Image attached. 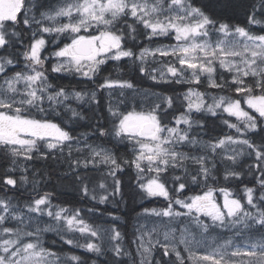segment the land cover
I'll return each instance as SVG.
<instances>
[{"label":"snow or ice","instance_id":"6c2138e0","mask_svg":"<svg viewBox=\"0 0 264 264\" xmlns=\"http://www.w3.org/2000/svg\"><path fill=\"white\" fill-rule=\"evenodd\" d=\"M232 7L243 10L242 24L213 18L194 0H0V264H89L46 246L49 232L86 254L110 251L113 264L129 255L115 211L53 203L42 187L52 176L35 166L42 161L66 164L58 180L117 211L121 176L135 169L138 194L164 205L137 213L157 221L136 229L139 264H264V0ZM124 60L158 85L186 90L149 93L119 66L116 78L101 75ZM52 73L94 88L53 84ZM104 93L106 116L96 111ZM141 93L154 99L138 105ZM81 121L92 131L74 135ZM91 136L103 143H88ZM90 172L99 173L94 181ZM97 213L111 223H89L86 214ZM217 229L231 235L221 239Z\"/></svg>","mask_w":264,"mask_h":264},{"label":"trees","instance_id":"16d2710c","mask_svg":"<svg viewBox=\"0 0 264 264\" xmlns=\"http://www.w3.org/2000/svg\"><path fill=\"white\" fill-rule=\"evenodd\" d=\"M49 3H56V0H47ZM195 3H197L200 6H205V11L208 12L209 15L213 16V18L221 19L230 23H236V24H242L244 21V13L243 10L240 8H234L232 7V4L236 3L237 0H194ZM167 38H159L155 41V43H165ZM135 43H139L141 46L147 43L146 40H144V37L138 36V39ZM129 46H133L132 43H129ZM121 67L124 69V72L122 73L123 78L125 79H131L135 84L138 85V87L142 90H147L149 93H163L166 92L168 94L175 93H182L186 90V85H180V84H156L155 82L148 79L147 76H144L143 74L139 73L135 66H131L130 63L127 60L119 62V64H115L113 62H110L108 65L105 66V68L102 70L101 75L107 76L109 73L112 74L113 78L117 77V73L115 72V67ZM155 66V65H154ZM57 76V75H56ZM229 77H226V79ZM57 84L60 85H66L67 82L72 81L76 83V89L80 90L82 88H89L93 89L94 84L88 82L87 80L81 79L79 81L73 79L70 80L68 76H57ZM101 81H97L99 83ZM201 90H204L201 88ZM227 94V93H225ZM125 96L131 99L132 93L126 92ZM150 96V97H149ZM145 97L142 93L135 97V103L142 106H147L152 102L154 97L149 95ZM238 98V97H237ZM113 99H119V93L115 92L113 94ZM106 100H107V94H103V98L101 100V104L105 105L102 107H98L96 111L98 113H103L105 116L106 113ZM129 101L126 100L125 103H128ZM243 104V101H242ZM87 115L91 116V113H86ZM225 118H227L225 114ZM233 122H235V118H231ZM102 123H106V121L102 120ZM216 124L219 125V128L223 130V132H234V130L228 129L223 124H220L219 121L216 122ZM76 130L80 133H86L91 132L92 128L89 127V121H81L80 126L76 128ZM207 138V137H205ZM88 143H103V141L96 139L95 136H92L89 138ZM108 147H116L118 148V155L123 154L126 157L128 156V150L125 149L123 146H120L116 142L107 144ZM76 147L73 146V149ZM2 152V150H0ZM77 153L73 151V157H76ZM6 164V159L3 155H0V172H3L4 166ZM53 162L51 161H42L37 163L35 166L37 168H43L45 171L49 173V175L52 176V180L49 184L46 186H42L44 191H51L55 194V199L53 203L57 204H65V205H71L79 208H92L94 206L98 207L100 212H113L115 211L117 215L121 217V220L118 223V227L122 232L123 235V241H122V247H124L129 255L122 256L118 258L120 261L123 262V264H139V254L136 251V236L138 235L136 229H137V213L141 212L142 208H151V207H157L163 205L162 198H152V199H143L138 194V189L136 188V180H135V169L134 168H126L124 174L121 176L122 180V192H123V199L125 203L121 204L119 207V210L117 211L113 204H103V205H97L94 201H89L86 197L82 196L77 187L73 184L71 179L68 178H61L57 179V176H61L62 174L67 171V165L62 163H55L54 168L50 167ZM55 173V174H53ZM89 175L93 178V181L95 178L99 175L97 172H90ZM249 180L251 177L248 178ZM247 183V181H245ZM251 186V185H249ZM235 187L239 186H234ZM12 195H15L18 199H25L28 195V193H21V192H15L10 193ZM117 200H119V197H117ZM115 209V210H113ZM86 218L88 219L89 223H95L99 225H109L111 223V217L104 215L100 216L99 213L96 215H90L86 214ZM69 238H71L69 236ZM44 240L46 242V246L51 247L54 252L57 253H65V254H72L75 253L77 255L82 256L85 260L90 261L91 260H97V264H104L105 261H108V264H113V254L108 251L105 252L104 255L97 257L96 255L92 253H85L84 249H78L74 248L71 245H66L62 243L60 238L56 235L54 232L46 233L44 236ZM55 242V243H53ZM83 242V241H81ZM156 258H160V253H156ZM166 259V258H165Z\"/></svg>","mask_w":264,"mask_h":264},{"label":"rangeland","instance_id":"374dc122","mask_svg":"<svg viewBox=\"0 0 264 264\" xmlns=\"http://www.w3.org/2000/svg\"><path fill=\"white\" fill-rule=\"evenodd\" d=\"M168 41H166L165 43H163V44H169V43H174V41H171V40H169V39H167ZM155 66H159V65H155ZM115 93V92H114ZM113 93V94H114ZM150 97V96H149ZM242 106H243V104H242ZM80 145H77V146H75V147H79ZM162 206H164V205H161V206H157V208H159V207H162ZM152 208V207H151ZM153 223H157V221L156 220H154L153 218H139L138 219V221H137V228L141 225V224H146L149 228L152 226V224ZM186 223V222H185ZM102 226H108V225H102ZM213 235L214 236H217V237H219V238H224V237H226V236H228V235H231V233H227V232H225L224 230H222V229H217L215 232H213ZM136 247H137V245H136ZM139 260H140V256H139Z\"/></svg>","mask_w":264,"mask_h":264},{"label":"flooded vegetation","instance_id":"af4514ba","mask_svg":"<svg viewBox=\"0 0 264 264\" xmlns=\"http://www.w3.org/2000/svg\"><path fill=\"white\" fill-rule=\"evenodd\" d=\"M64 76L63 74H55V73H52L51 75H50V77H49V79H50V81L53 83V84H57V76ZM66 76V75H65ZM68 78L70 79V80H73V79H75V80H77V81H79V80H81V78H79V77H71V76H68ZM60 85V84H59ZM69 85H71V86H73V87H75L76 88V83L75 82H73L72 83V81H69V82H67V84L65 85V86H69ZM73 106L75 107L76 105H75V103L73 104ZM74 135H79V132L75 129V131H74ZM92 137V136H91ZM90 137V138H91ZM73 146H77V145H73ZM113 210H115V209H113Z\"/></svg>","mask_w":264,"mask_h":264}]
</instances>
